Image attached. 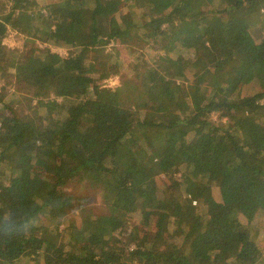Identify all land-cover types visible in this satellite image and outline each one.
Returning <instances> with one entry per match:
<instances>
[{
	"label": "trees",
	"instance_id": "obj_1",
	"mask_svg": "<svg viewBox=\"0 0 264 264\" xmlns=\"http://www.w3.org/2000/svg\"><path fill=\"white\" fill-rule=\"evenodd\" d=\"M13 2L0 17V75L14 68L45 101L23 114L0 92V264H264V0ZM8 26L76 55L32 49L22 60L3 45ZM112 41L134 56L114 89L95 82ZM141 42L156 47L151 66ZM188 68L195 84L180 90ZM76 184L106 211L67 192ZM179 185L188 199L172 196ZM200 187L224 207L205 222L191 212Z\"/></svg>",
	"mask_w": 264,
	"mask_h": 264
},
{
	"label": "rangeland",
	"instance_id": "obj_2",
	"mask_svg": "<svg viewBox=\"0 0 264 264\" xmlns=\"http://www.w3.org/2000/svg\"><path fill=\"white\" fill-rule=\"evenodd\" d=\"M15 0H0V17L5 16L10 10V8L14 5ZM36 4V8L47 7L53 4L61 3L63 0H33ZM40 13L44 12L46 15V11L40 9ZM34 12V11H32ZM30 13V12H29ZM259 16H262L263 21L262 25H257V28L262 27L261 35H264V6L260 10ZM178 32H181L180 28H177ZM254 31V27H253ZM28 39L24 34H21L17 30H13L10 26H8L5 38L3 39L4 46L9 50H17L19 52V56L23 59L28 58L31 56L32 49H37L43 51L44 48H48L51 53L57 54L61 61H69L76 55V50L69 46H59L54 45L51 43H41L37 40L29 42ZM149 44L148 42H141V46L139 51L144 54L142 56V60L145 61L149 66L153 64V59L157 56V51L155 46H151L147 48L146 45ZM132 48L128 47L127 45H121L114 41L109 42L106 45L105 53H109L111 57L108 59V62L104 65V74L105 78L95 80L97 85L107 88H116L119 87L121 84V78H130L133 74L132 65L134 64V56L132 55ZM156 54V55H155ZM193 69L188 68L185 70V76L187 77V82H180L175 81L174 86L179 88L180 90L184 87L188 86L189 84H195L193 81ZM23 83L17 82L14 78V68L9 67L8 73H4V75H0V92L2 95V102H5L7 106L13 108L19 113L23 114H33L34 112L40 111L41 103L45 101V98H34L32 95L26 91V86ZM91 97V95L89 96ZM138 90L134 86H132L129 90V104L134 112L135 117H138ZM50 99H56L57 102L60 101V98H56L53 95H50ZM263 102V101H261ZM210 119L215 122H226L224 118H222L219 114L213 113L210 115ZM15 157V156H12ZM180 175L178 174L177 177ZM83 184H76L72 187L67 189L68 193H79L81 196L87 200V203L90 209L93 210L95 214H102L106 211V207L103 204L102 198L100 197V193L98 192L97 196L87 195L89 193H94L95 189L92 188H83ZM184 186L179 185L177 190L172 194L175 198L180 194H183L187 199L189 196L186 195L184 191ZM94 191V192H93ZM215 207L214 209H223L222 201L220 197L219 191L212 187V188H205L200 187L197 191V197L195 200L192 201L191 204V212L195 213L202 218L205 222L209 219L210 208ZM76 213H70L69 218H74ZM248 218L250 217L247 216ZM246 228L256 224V220H247ZM130 226L129 230H131L132 226L139 222V219L131 218L129 220ZM66 224H61L58 227L59 231H62L65 228ZM262 227V225H261ZM205 229H208L207 227ZM256 231L260 229V224L254 227ZM141 233V231H140ZM263 238L259 232L257 234V239ZM263 240V239H261ZM132 248V246H131ZM15 264H35L32 261L24 260L23 262H15Z\"/></svg>",
	"mask_w": 264,
	"mask_h": 264
},
{
	"label": "crops",
	"instance_id": "obj_3",
	"mask_svg": "<svg viewBox=\"0 0 264 264\" xmlns=\"http://www.w3.org/2000/svg\"><path fill=\"white\" fill-rule=\"evenodd\" d=\"M3 45H5V44L3 43Z\"/></svg>",
	"mask_w": 264,
	"mask_h": 264
}]
</instances>
